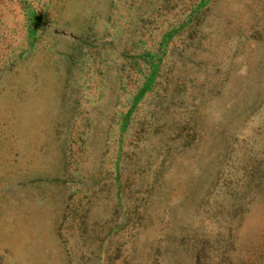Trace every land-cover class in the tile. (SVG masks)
I'll return each instance as SVG.
<instances>
[{
	"label": "rangeland",
	"instance_id": "1",
	"mask_svg": "<svg viewBox=\"0 0 264 264\" xmlns=\"http://www.w3.org/2000/svg\"><path fill=\"white\" fill-rule=\"evenodd\" d=\"M0 264H264V0H0Z\"/></svg>",
	"mask_w": 264,
	"mask_h": 264
}]
</instances>
